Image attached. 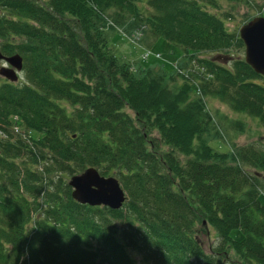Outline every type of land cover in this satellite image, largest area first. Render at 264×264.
<instances>
[{
  "label": "trees",
  "instance_id": "16d2710c",
  "mask_svg": "<svg viewBox=\"0 0 264 264\" xmlns=\"http://www.w3.org/2000/svg\"><path fill=\"white\" fill-rule=\"evenodd\" d=\"M117 35L144 48L164 38L184 56L172 72L147 66L120 54ZM0 37L19 39L2 49L22 56L25 78L0 82V128L17 116L42 134L34 147L0 137V264H222L232 253L264 264V195L249 172L264 170V151L216 149L223 133L205 109L215 97L264 127L263 75L241 59L185 61L232 57L241 39L221 18L197 0H0ZM89 167L119 180L121 208L72 198L64 173ZM201 222L220 240L213 252L194 234Z\"/></svg>",
  "mask_w": 264,
  "mask_h": 264
},
{
  "label": "rangeland",
  "instance_id": "374dc122",
  "mask_svg": "<svg viewBox=\"0 0 264 264\" xmlns=\"http://www.w3.org/2000/svg\"><path fill=\"white\" fill-rule=\"evenodd\" d=\"M206 10L210 13L217 15L224 22L226 29L235 35H240L239 29L243 24L248 23L255 17L263 16L264 17V0H197ZM138 6L140 8H146L144 1L139 2ZM240 38V37H239ZM241 39V38H240ZM9 41L13 43H17L19 39L17 37L12 38L7 41L6 38L0 37V52L5 55V52L2 49L3 43H9ZM133 41V40H132ZM131 40L122 37L121 35H117L113 39V43H115L122 56L127 58L139 56L142 53V48H144L143 43L141 42H132ZM149 47V46H146ZM151 54H161L162 58L154 59L149 57L147 62H143L145 65H153L156 64L160 67H164L168 71H174L178 62L183 58L182 49L180 47L174 45L170 41L164 38H159L155 41V43L150 46ZM230 53L232 54V59L229 61H225V65L231 68L234 64V61L237 59H241L245 61V44L243 40H237L233 43L232 48L230 49ZM13 54L16 52H10L9 54ZM119 53V52H118ZM119 54V55H120ZM188 55V54H187ZM217 54L215 52L209 50H199L195 51V53H189V56L185 61H190L188 64L189 67L194 68L195 62L198 60L202 61L206 64L205 61L212 60L214 56ZM218 60V58L216 57ZM183 60V62H185ZM6 65L3 61H0V66ZM162 65V66H161ZM186 72L189 75L193 74L194 71L191 69H187ZM5 80L3 76L0 75V82ZM181 82V79H178ZM25 82V78L22 72H19V81L18 84ZM257 82L264 84V76H261L257 79ZM168 86L172 88V82H168ZM186 90L188 88L193 90H198L197 86L190 83L185 87ZM195 97L193 96L192 99ZM206 107L205 109L210 112L213 116V120L211 124H215L216 129L223 133V137L221 140L211 142V145L216 149H219L223 152L228 150H237L239 148H244L245 146L252 145L257 151H264V127L261 121L252 113L238 111L237 109H233L232 106L215 97L206 98ZM63 105L67 108V110L71 111L74 107L71 103H63ZM75 107H78L75 105ZM74 107V108H75ZM80 108V107H78ZM82 110V107L80 108ZM128 113H132L131 110L125 108ZM10 126L7 128V132L3 131L0 128V137L8 138V133L14 135H18V133L24 134V140L29 143L31 147H34L35 141L39 140L42 137V134L38 131L34 130H26L22 125L21 120L17 116L9 117ZM10 136V135H9ZM150 136L152 138L158 137L156 131H151ZM150 138V137H149ZM6 140V139H4ZM168 149V147H164ZM178 156L183 161L185 157L181 156L177 153ZM39 170V166H36ZM260 174V181L257 184V187L261 194L264 195V170L260 168H249V172ZM65 174L64 181L67 183L70 175ZM73 174V173H72ZM71 174V175H72ZM72 190V188L70 187ZM125 191V190H124ZM126 197L127 193L125 192ZM194 234L197 236L198 240L202 243L205 250L207 252H213L214 248L220 242L219 238H217L215 231L211 229V226L204 223H197ZM233 234L238 238L241 237L240 231H234ZM231 258L233 261L239 260L238 255L236 253H232ZM137 261L140 260V257H136ZM233 261H223L222 264H234Z\"/></svg>",
  "mask_w": 264,
  "mask_h": 264
},
{
  "label": "water",
  "instance_id": "95a60500",
  "mask_svg": "<svg viewBox=\"0 0 264 264\" xmlns=\"http://www.w3.org/2000/svg\"><path fill=\"white\" fill-rule=\"evenodd\" d=\"M240 37L246 44L245 61L255 72L264 75V17H255L242 25ZM2 60L9 66H1L0 75L15 81L17 71H21L23 67L22 57L18 53L7 56L0 52V61ZM68 185L72 188V198L89 206L102 205L111 209H119L126 199L125 192L117 178L103 176L93 167L72 175L68 180Z\"/></svg>",
  "mask_w": 264,
  "mask_h": 264
}]
</instances>
